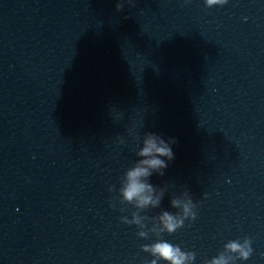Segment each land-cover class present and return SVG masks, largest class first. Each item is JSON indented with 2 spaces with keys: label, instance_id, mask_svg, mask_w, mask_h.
<instances>
[{
  "label": "water",
  "instance_id": "1",
  "mask_svg": "<svg viewBox=\"0 0 264 264\" xmlns=\"http://www.w3.org/2000/svg\"><path fill=\"white\" fill-rule=\"evenodd\" d=\"M146 133L176 142L140 207ZM164 240L264 264V0H0V264H170Z\"/></svg>",
  "mask_w": 264,
  "mask_h": 264
},
{
  "label": "clouds",
  "instance_id": "2",
  "mask_svg": "<svg viewBox=\"0 0 264 264\" xmlns=\"http://www.w3.org/2000/svg\"><path fill=\"white\" fill-rule=\"evenodd\" d=\"M222 2H225V0H206L209 7ZM129 3H131V0H129ZM116 8L117 11L122 10L123 3H117ZM175 142V139L171 137L165 140L162 136L154 133H146L143 146L137 153L138 156L144 157V159L139 160L137 166L127 173V184L122 190L125 200L130 202L136 199L140 207L149 204L153 206L159 204V196L153 199V186L150 183L144 182L142 178L146 179L150 177L153 172L161 176L164 175L162 170L168 167V161L174 159L171 145ZM172 206L178 207L179 201L173 200ZM183 211L185 214L190 211L188 204L184 205ZM160 220L163 224L162 230L168 234L175 233L178 228L183 226L182 220H177L173 214L167 211L162 213ZM140 235H144V233ZM225 248L232 253H237L239 258L245 261L249 259L253 251L249 238L245 239L244 244H241L238 240L230 241L225 245ZM143 249L150 251L160 259L170 262V264H188V261L191 260L194 262L195 260L194 252H184L180 246L174 245L166 240L156 242L152 245H145ZM151 264H156V261L153 260ZM208 264H230V262L227 257L220 254L218 257L210 260Z\"/></svg>",
  "mask_w": 264,
  "mask_h": 264
}]
</instances>
